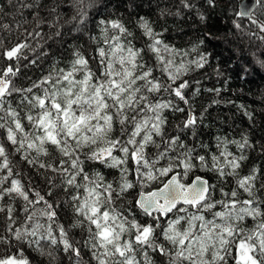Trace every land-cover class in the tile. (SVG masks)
<instances>
[{"label": "snow or ice", "instance_id": "obj_1", "mask_svg": "<svg viewBox=\"0 0 264 264\" xmlns=\"http://www.w3.org/2000/svg\"><path fill=\"white\" fill-rule=\"evenodd\" d=\"M217 3L0 0V264H264V96L192 35ZM232 28L264 68V0Z\"/></svg>", "mask_w": 264, "mask_h": 264}, {"label": "trees", "instance_id": "obj_2", "mask_svg": "<svg viewBox=\"0 0 264 264\" xmlns=\"http://www.w3.org/2000/svg\"><path fill=\"white\" fill-rule=\"evenodd\" d=\"M241 0H218L217 7L211 12V18L206 25H194L195 31L192 35L199 33H211L208 36L210 43L207 45L208 50L215 56L213 63L223 62L226 68V74L231 75L228 87L230 92L225 93L226 98L231 95L233 99L237 96L242 99L237 100V103H246L261 111L260 100L264 96V68L252 62L251 54L258 51L254 41L250 46L249 41L242 38L240 34L232 28V13L238 9ZM116 0H113L112 7L107 11H112L115 7ZM142 13L149 11L147 4L140 10ZM187 39V37H185ZM182 42V41H177ZM239 65H246L248 75L238 78L235 72L238 71ZM209 86L213 83H218L215 78L208 82ZM253 101H256L253 104ZM220 112L225 115H230L227 108H221ZM217 113H213V118ZM239 116V113L236 114ZM242 127L243 124L241 123ZM215 131V129H213ZM257 136H264V117H257V125L254 129Z\"/></svg>", "mask_w": 264, "mask_h": 264}, {"label": "water", "instance_id": "obj_3", "mask_svg": "<svg viewBox=\"0 0 264 264\" xmlns=\"http://www.w3.org/2000/svg\"><path fill=\"white\" fill-rule=\"evenodd\" d=\"M242 3H250V0H241V1L239 2V6H238V8L241 7V4H242Z\"/></svg>", "mask_w": 264, "mask_h": 264}]
</instances>
